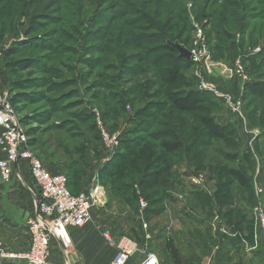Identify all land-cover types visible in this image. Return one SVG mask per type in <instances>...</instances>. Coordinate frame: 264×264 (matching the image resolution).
<instances>
[{"label":"rangeland","instance_id":"374dc122","mask_svg":"<svg viewBox=\"0 0 264 264\" xmlns=\"http://www.w3.org/2000/svg\"><path fill=\"white\" fill-rule=\"evenodd\" d=\"M196 26L204 30L211 74L166 47L190 50ZM0 52V92L12 100L33 151L69 178L71 192L104 186V209L126 216L104 231L138 243L135 264L150 252L173 264L163 249L161 217L182 186L234 192L226 204L218 190L212 199L218 210L205 198L193 215V243L180 255L186 264H264V224L257 217V207L264 209V93L245 91L264 84V0H0ZM237 59L247 80L236 73ZM177 68L179 78L168 83ZM203 83L230 94L241 111L209 91L202 112L172 108L169 93L200 90ZM206 115L227 126L224 139L208 137L200 123ZM98 122L117 136L116 147L104 146ZM176 138L180 150L166 152L163 143ZM230 169L248 184L241 186ZM23 174L32 183L27 166ZM180 212L178 233L187 225ZM1 241L0 264H11L2 253L17 251Z\"/></svg>","mask_w":264,"mask_h":264},{"label":"built area","instance_id":"2783aa9c","mask_svg":"<svg viewBox=\"0 0 264 264\" xmlns=\"http://www.w3.org/2000/svg\"><path fill=\"white\" fill-rule=\"evenodd\" d=\"M196 29V39L189 50L191 61L203 64V68L211 74L214 68L208 62L209 53L204 43V30L201 26H196ZM1 58L0 52V60ZM220 68L224 70L226 67ZM236 73L243 79H248L241 59H237ZM200 90L209 91L218 98H223L231 110L241 111L240 102L234 101L228 93H220L217 86L203 83ZM98 125L104 146L109 149L116 147L119 144L117 136H110L101 122H98ZM0 129L2 130L0 151L3 154L0 159V180L6 184L11 183L15 173L18 172L19 164L27 162L39 196L36 213L27 221L28 249L23 252H3L2 255L16 264H54L51 258L52 238L64 237L67 229L91 223L94 209L104 208L107 204L105 188L96 184L77 194L72 193L69 189L68 177L51 172L33 151L29 144V136L13 104L1 92ZM141 206L145 207L143 200ZM257 208V217L264 224V209L261 205ZM144 226L147 227V223ZM104 236L126 257L131 258L139 251L138 243L128 236H122L118 240H113L107 232H104ZM138 264H161V261L156 253L150 252Z\"/></svg>","mask_w":264,"mask_h":264},{"label":"crops","instance_id":"0c3cea01","mask_svg":"<svg viewBox=\"0 0 264 264\" xmlns=\"http://www.w3.org/2000/svg\"><path fill=\"white\" fill-rule=\"evenodd\" d=\"M3 94L7 96L6 93L3 92ZM1 131L2 130L0 129V134ZM2 157L3 154L0 151V159ZM24 166L29 168V164L27 162L20 163L18 166V172L15 173L13 181L11 183L4 184H10L13 186H0V242L3 240L7 247H12V249L17 252L26 251L29 247V236L26 226L27 221L36 213L37 201L39 197L34 181L32 180V183H28L24 178ZM50 171L56 173L53 170ZM15 182H19L22 186H15ZM214 187L216 188V186H207V188L198 189L197 186H182L183 190L179 194L178 201L174 200L172 204L165 202V208H163L165 210L163 211L161 218L163 221V235L165 236L163 249L167 254L168 251L166 243L167 240L170 239L173 241L179 254L182 255V258L184 255L188 254L187 248L189 247L185 246H187V243L189 244V240L191 239L188 228L193 215L195 217L199 216L198 210L203 207L205 198H210L212 207L217 208L218 210V202L213 201L215 199L214 195L220 197L222 191L218 189L220 193L218 195V190ZM186 192L187 194L184 195ZM224 193H226L232 203V195L234 194L233 188L232 192H228V189H226ZM239 199L241 198L239 197ZM193 201H196V203ZM239 203L240 202L237 201V204ZM109 210L96 208L93 211V220L91 223L82 227H72L67 229L64 237H53L51 241V258L53 263L135 264L133 262V257L129 258L122 255L116 247L107 241L104 236V232H106L104 230L108 229L111 223L122 224L126 221L125 213L121 214L119 212H115L114 210H111L113 212H109ZM182 210L184 212V216L186 217L187 225L184 223L186 228L178 233V231L173 228L174 223L176 222V217L179 218L180 216H183L180 212ZM201 213L202 218L205 216V213ZM157 220L161 219L156 216V218L153 217L152 220H150V224L154 232H157V227L154 226ZM178 221L180 222L179 219ZM197 226H200L199 223ZM111 233L114 237L110 233L108 234L113 240H118L122 237V235H115L114 230H111ZM192 243H190L189 246H192ZM205 261L200 263L205 264ZM11 264H16V262H11ZM189 264H199V262L190 261Z\"/></svg>","mask_w":264,"mask_h":264},{"label":"trees","instance_id":"16d2710c","mask_svg":"<svg viewBox=\"0 0 264 264\" xmlns=\"http://www.w3.org/2000/svg\"><path fill=\"white\" fill-rule=\"evenodd\" d=\"M175 43H168L167 50L172 51V52H177V50L174 48ZM178 54V53H177ZM3 56V54H2ZM179 57V56H178ZM2 60V58H1ZM0 60V61H1ZM185 60V59H184ZM185 62H188V60H185ZM180 72L177 69L170 70L169 71V76L166 79V81L170 84H173L177 81L179 78ZM245 91L249 92L251 95H261L264 93V84L261 83H253L249 84L246 86ZM207 92L200 91V90H195L191 89L189 91H183V92H173L168 94V100L169 103L171 104L172 108L181 113H197V112H202L203 111V104L205 102V94ZM208 97V96H207ZM11 103L13 104L12 100ZM14 106V104H13ZM200 123L203 126L204 130L206 131L208 137L210 139H224L226 137V131H227V126L224 124H221L217 122V120L214 117L210 116H200ZM163 147L168 153H176L180 150L182 147V142L180 138H176L174 142H164ZM230 175L237 180V182L241 186H246L248 184V178L240 171L237 169H230L229 170ZM157 176H155V179L153 180V183L157 182ZM33 179V178H32ZM69 180V178H68ZM69 186H70V180ZM79 182H77L78 184ZM240 186V187H241ZM222 192H225L226 189H228V192H232V187L231 186H220L219 188ZM71 190V189H70ZM84 189H78L76 192H72L74 194H77ZM86 190V189H85ZM224 196H226L222 202L228 204L229 197H227L226 193H223ZM221 202V205H222ZM223 206V205H222ZM166 248L169 254V257L172 261L173 264H186L183 259L181 258L177 248L175 247L173 241L167 240L166 243Z\"/></svg>","mask_w":264,"mask_h":264},{"label":"water","instance_id":"95a60500","mask_svg":"<svg viewBox=\"0 0 264 264\" xmlns=\"http://www.w3.org/2000/svg\"><path fill=\"white\" fill-rule=\"evenodd\" d=\"M174 48L179 51L180 57L191 60V55L188 49L182 47L181 45H174Z\"/></svg>","mask_w":264,"mask_h":264}]
</instances>
